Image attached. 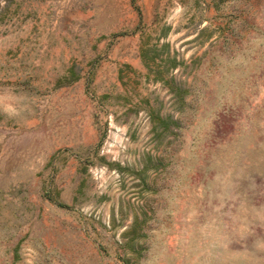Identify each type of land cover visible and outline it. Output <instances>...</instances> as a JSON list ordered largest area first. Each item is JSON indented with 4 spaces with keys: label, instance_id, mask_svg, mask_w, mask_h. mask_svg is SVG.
Returning a JSON list of instances; mask_svg holds the SVG:
<instances>
[{
    "label": "rangeland",
    "instance_id": "obj_1",
    "mask_svg": "<svg viewBox=\"0 0 264 264\" xmlns=\"http://www.w3.org/2000/svg\"><path fill=\"white\" fill-rule=\"evenodd\" d=\"M0 264H264V0H0Z\"/></svg>",
    "mask_w": 264,
    "mask_h": 264
},
{
    "label": "trees",
    "instance_id": "obj_2",
    "mask_svg": "<svg viewBox=\"0 0 264 264\" xmlns=\"http://www.w3.org/2000/svg\"><path fill=\"white\" fill-rule=\"evenodd\" d=\"M156 118H157V117H156ZM156 118H155V119H156Z\"/></svg>",
    "mask_w": 264,
    "mask_h": 264
}]
</instances>
